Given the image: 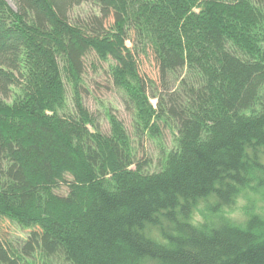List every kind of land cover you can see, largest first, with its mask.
<instances>
[{"label":"trees","instance_id":"1","mask_svg":"<svg viewBox=\"0 0 264 264\" xmlns=\"http://www.w3.org/2000/svg\"><path fill=\"white\" fill-rule=\"evenodd\" d=\"M13 1L0 0V264H264V220L181 219L210 191L229 202L250 177L264 185V0ZM83 3L99 15L72 20ZM128 40L152 50L160 86ZM91 52L111 61L137 141L175 123L159 170L117 115L105 134L85 106ZM7 220L28 237H4Z\"/></svg>","mask_w":264,"mask_h":264},{"label":"rangeland","instance_id":"2","mask_svg":"<svg viewBox=\"0 0 264 264\" xmlns=\"http://www.w3.org/2000/svg\"><path fill=\"white\" fill-rule=\"evenodd\" d=\"M12 7L15 8L13 0H7ZM93 14H98L97 7L92 3H83L73 7L69 16L73 20L75 18H86ZM113 23V19L108 20V24ZM132 40L135 39L134 33L131 32ZM127 45L134 48L135 56L138 60L140 74L147 80L155 81L160 86V74L158 61L152 52L148 49L146 52L141 50L140 46L134 47L131 40L127 41ZM111 61L99 59L93 52L85 58V71L82 74V82L80 92L83 102L88 110L94 115L100 131L105 134L110 133V123L107 117L108 111L114 113L123 122L127 132L132 137L137 148L138 159L145 165L146 170H159L162 160L166 153L175 148L177 145L178 132L175 123L171 120L161 122V138L153 139L144 137L137 141L134 125V114L130 111L124 93H122L113 82L110 71ZM68 89V107L73 109V90L70 85ZM154 106L157 105V100L152 99ZM92 128V127H91ZM93 129V128H92ZM57 192L59 194H66L68 188L63 185ZM4 237L12 242L26 239L30 232L29 229L24 230L19 226L13 224L9 220L2 222ZM58 264H64L58 260Z\"/></svg>","mask_w":264,"mask_h":264},{"label":"clouds","instance_id":"3","mask_svg":"<svg viewBox=\"0 0 264 264\" xmlns=\"http://www.w3.org/2000/svg\"><path fill=\"white\" fill-rule=\"evenodd\" d=\"M253 218L264 220V185L256 177L238 185L229 202H223L215 191L200 196L191 203L187 217H181L197 229L226 224L240 230H248Z\"/></svg>","mask_w":264,"mask_h":264}]
</instances>
